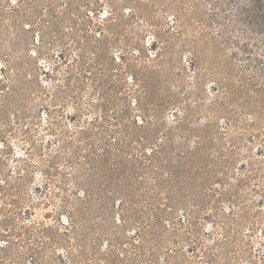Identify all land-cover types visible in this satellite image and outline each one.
<instances>
[{"label": "rangeland", "instance_id": "obj_1", "mask_svg": "<svg viewBox=\"0 0 264 264\" xmlns=\"http://www.w3.org/2000/svg\"><path fill=\"white\" fill-rule=\"evenodd\" d=\"M0 264H264V0H0Z\"/></svg>", "mask_w": 264, "mask_h": 264}]
</instances>
